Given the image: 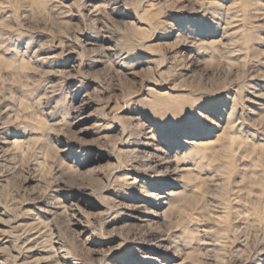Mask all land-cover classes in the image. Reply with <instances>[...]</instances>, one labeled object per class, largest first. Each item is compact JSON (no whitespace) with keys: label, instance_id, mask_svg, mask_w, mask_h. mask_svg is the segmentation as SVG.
Listing matches in <instances>:
<instances>
[{"label":"rangeland","instance_id":"374dc122","mask_svg":"<svg viewBox=\"0 0 264 264\" xmlns=\"http://www.w3.org/2000/svg\"><path fill=\"white\" fill-rule=\"evenodd\" d=\"M0 264H264V0H0Z\"/></svg>","mask_w":264,"mask_h":264}]
</instances>
